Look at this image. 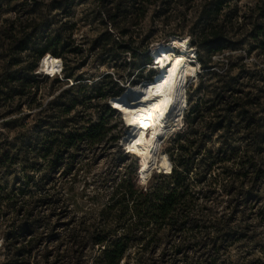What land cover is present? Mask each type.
<instances>
[{"label":"rangeland","instance_id":"obj_1","mask_svg":"<svg viewBox=\"0 0 264 264\" xmlns=\"http://www.w3.org/2000/svg\"><path fill=\"white\" fill-rule=\"evenodd\" d=\"M55 1L0 0V264H100L97 259L103 245L95 244L96 238L106 236L110 243L125 233V204L117 200L125 195L128 179L133 177L135 185L145 187L158 179L151 175L166 172L155 168L147 175L148 178L142 177L138 174V167L144 163L143 155L125 151V138L136 136L145 141L144 132H149L159 116L145 107L137 108L138 97L132 93L133 89L137 90L141 83L149 80L150 74H158L153 62L146 64L138 76H134L149 57L158 60L157 56L170 47L166 42L170 32L177 30L182 34L180 39L184 45L186 41L190 43L186 30L199 12L198 5L187 9L188 25L180 30L175 24H162L159 18L153 20V10L145 18L136 16L129 24L125 16L117 17L111 3L115 0H72L61 9H53ZM256 2L234 0L240 14L246 12L247 15L250 14L248 7H253ZM121 10H125V2ZM250 21V18L239 19L237 38L251 27L246 23ZM34 24L41 26L40 32L45 27V31L61 34L66 49L73 50L60 58L62 66L66 65L68 71L74 72L71 79L64 78V72L60 73L61 66L59 72H52L58 74L54 78L44 77L39 73L45 71L42 59L34 72L36 81L31 86H19L18 80L14 81L16 77L26 76L29 73L27 69L33 65L34 51L29 48L19 53L17 46L31 36ZM125 30L129 31L126 36L122 35ZM108 33L118 42L129 41L136 48L135 57L124 52L119 60H108L102 53L104 45L111 48L107 41ZM186 47L177 45L179 52L172 56L181 55L184 64L177 87V106L183 103L186 112L196 102L200 104L190 117L191 158H211L210 150L224 146L226 150L223 149L225 155L222 156L226 160L219 166L215 165L214 172H224L227 176L239 174V159L256 156L251 132L244 127L247 122L243 123L238 115L240 108L233 111L229 129L214 131L212 124L239 97L251 98L256 94L257 86L264 88V54L258 55L256 51L246 54L248 43L234 50L228 47L213 56L214 67L209 72L203 70L197 60L186 62L197 52L192 44ZM256 63L263 70V79L252 74ZM116 72H124V75L134 72L129 80L121 83L125 90L123 95L112 99L116 112H105L108 98L98 96L91 101L81 98L80 84H92L105 74ZM80 76L83 79H78ZM231 77L235 79L231 81L233 90L229 91L224 86ZM190 95L191 102L187 105ZM72 104L74 107L67 111ZM248 107L258 108L257 105ZM135 109L137 116L134 115ZM181 110L172 116L167 134H163L158 143L152 160L154 165L157 158L167 155L169 148H176L169 135L173 122L182 114ZM259 115L264 116L262 113ZM100 117L107 123L108 130L98 142L79 143L69 152L55 146L44 151L42 143L48 146L51 142L56 144L64 132L80 129V126ZM199 146L202 148L196 154ZM258 158L264 161V152ZM33 165L34 168L31 167ZM228 203L232 207L225 210ZM261 203L254 204L252 200L245 206L240 205L236 222L243 226L249 224V229L255 225L257 231L262 232L264 226L256 223L253 214ZM218 204L215 205L218 215L224 211L231 215L236 213L233 210L236 202H231L230 196ZM178 243L179 239H176L171 244L161 242L148 249L132 247L126 254L157 257L173 253L174 245ZM237 249L238 245L231 249L235 257L243 247ZM208 253H211L209 246H198L196 249H184L181 255L197 257ZM121 264L125 263L121 261Z\"/></svg>","mask_w":264,"mask_h":264},{"label":"trees","instance_id":"obj_2","mask_svg":"<svg viewBox=\"0 0 264 264\" xmlns=\"http://www.w3.org/2000/svg\"><path fill=\"white\" fill-rule=\"evenodd\" d=\"M69 1L72 0H56L52 3V7L61 9ZM123 2H125V10H121ZM111 3L112 8L117 11V17L125 16V21L129 24L133 23L136 16L145 18L150 10H153V20L159 18L162 24H175V27H179L180 30L188 25L189 18H187L186 10L198 5L199 12L186 31L190 37V44L196 47L197 60L203 70L212 71L213 56L228 47L234 50L248 43L246 54L252 51H256L258 55L264 54V0H257L253 7H248L249 15L246 12L240 14V8L234 0H115ZM241 18H250L251 21L246 23H250L251 27L245 29L239 36L240 38H237ZM40 28V25L34 24L31 36L17 46L19 53L29 48L35 53L33 65L27 69L29 73L26 76L14 78V81L16 79L20 83L19 86L32 85L36 81L34 72L42 59V68L52 74L59 70L60 60L63 59L65 53L73 51L66 49V43L61 34L45 31V27L40 32ZM128 34V30L122 32V35ZM168 35L166 42L170 47L163 48L164 53L157 56L159 61L155 56L154 60L149 57L148 62L142 65L134 77L138 76L146 64L151 62H153L152 65L165 64L174 53L179 52L176 50L177 46L174 44L171 46V44L173 40L181 38L182 34L174 30ZM148 39L149 36L145 38V41ZM107 41L111 43V48L104 45L102 53L108 60L117 61L124 52H129L135 57L136 48L129 41L118 42L111 33H108ZM66 69V65L63 66L60 73L64 72V78L71 79L75 74ZM262 71L260 64L256 63L252 74L261 79ZM39 73L46 78H54L58 75L50 76L48 73ZM132 73L128 72L126 75L124 72L107 73L98 82L80 84L78 91L81 92L83 100L91 101L98 96L108 98L109 103L105 104L104 110L107 113H113L117 110L112 99L123 95L125 90L123 91L121 83L129 80ZM156 74V72L150 74L148 79H154ZM78 79L83 78L80 76ZM234 79L235 77H231L229 83H225L224 89L228 87V90L232 91L231 81ZM255 91L256 94L251 98L239 97L238 101L224 110L223 115H219L218 120L212 124L214 131H220L225 127L229 129L231 123L228 122L231 121L233 111L240 108L238 115L243 123L247 122L244 127L249 128L251 132L252 147L256 156L240 158V172L232 176L224 175V172H214V166H219L226 160L222 156L225 155L224 146L210 150L211 158H191L190 117L198 110L200 104L196 102L186 112V109L183 110V103L178 105L177 110L182 109L183 111L181 116L173 122L171 128L173 130L169 135V139L176 145V148H169L167 155L164 154L161 158H157L155 165L152 162L154 157L149 163H145L143 159L146 165L140 163L141 168L138 167V174L148 178L147 175L155 168L164 171L172 169L169 172L154 173L151 177L157 176L158 179L145 187L135 185L133 177L128 179L125 185V195L117 200L125 204V233L110 243L106 236L96 238L94 243L103 245L102 253L97 259L100 264H121V261L125 264H264V230L258 232L255 225L253 229H249V224L243 226L236 222L240 205L245 206L252 200L254 204L259 201L261 203L262 199L264 201V193H262L264 161L258 158V155L264 152V116L259 115L264 114V88L257 86ZM187 99L188 105L191 102V95ZM73 105L69 106L67 111H70ZM249 105H257L258 108L253 110L248 107ZM138 107L144 106L137 104ZM124 108L126 110L127 105H124ZM134 115L137 116V109ZM106 125L107 123L100 117L97 121L80 126V129L64 132L56 144L51 142L48 146L42 143V146L45 152L52 150L54 146L64 152H69L79 143L85 141L95 143L101 140L107 133ZM151 129L152 127L149 132ZM201 148L199 146L198 152L195 153L199 154ZM31 167L34 168V165ZM27 177L30 179L31 176ZM226 196L231 197V202H236L237 206L233 209L236 210L234 215L228 214V211L218 215L215 205H219L218 203ZM231 207L232 204L228 203L225 210ZM253 214L256 223L264 226V202L259 204ZM176 239H179L180 243L174 245L173 253H163L157 257L138 253L126 254L132 247L148 249L161 242L171 244ZM235 245L236 248L238 245L237 250L243 247L236 257L231 250ZM198 246H209L211 253L197 257L181 255L184 249H196ZM124 253L125 258H123Z\"/></svg>","mask_w":264,"mask_h":264},{"label":"bare ground","instance_id":"obj_3","mask_svg":"<svg viewBox=\"0 0 264 264\" xmlns=\"http://www.w3.org/2000/svg\"><path fill=\"white\" fill-rule=\"evenodd\" d=\"M178 40L179 41L175 40L173 44L175 45L176 42L179 47L188 48L186 47L187 41L186 45H184L180 38H178ZM186 62L189 63L191 61L188 58ZM162 66L166 67L155 77V79L141 83V86H139L137 90H132L134 96L138 97L137 101L139 104L159 114L149 132V135L148 130L144 132L145 139L148 138L147 141H143L136 136L125 138V146L128 152L142 154L145 163L151 162L152 158L155 156L156 150L158 149V143L161 142L160 140L162 139L163 134H165L168 129L170 119L178 108L177 103L179 100L177 96V87L184 67L183 57L181 55L172 56L168 63L166 62L164 65L162 64Z\"/></svg>","mask_w":264,"mask_h":264},{"label":"built area","instance_id":"obj_4","mask_svg":"<svg viewBox=\"0 0 264 264\" xmlns=\"http://www.w3.org/2000/svg\"><path fill=\"white\" fill-rule=\"evenodd\" d=\"M194 55V54H193ZM192 60L194 61V62H196V60H197V56L196 55H194L193 57H192ZM198 61V60H197ZM60 66H61V71H62V68H63V66H62V62H60ZM52 76L53 75H55V74H51ZM125 151H127L128 152V150H127V148L125 147ZM128 153H130V152H128ZM171 167H172V165H171ZM171 169L172 168H170L169 170H166V171H171Z\"/></svg>","mask_w":264,"mask_h":264},{"label":"water","instance_id":"obj_5","mask_svg":"<svg viewBox=\"0 0 264 264\" xmlns=\"http://www.w3.org/2000/svg\"><path fill=\"white\" fill-rule=\"evenodd\" d=\"M117 98H119V97H117ZM114 104V103H113ZM115 105V104H114Z\"/></svg>","mask_w":264,"mask_h":264}]
</instances>
